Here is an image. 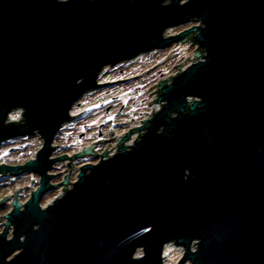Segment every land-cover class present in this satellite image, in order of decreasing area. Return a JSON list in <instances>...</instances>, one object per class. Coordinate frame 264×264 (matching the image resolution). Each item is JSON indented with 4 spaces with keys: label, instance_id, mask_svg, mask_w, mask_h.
Segmentation results:
<instances>
[{
    "label": "water",
    "instance_id": "obj_1",
    "mask_svg": "<svg viewBox=\"0 0 264 264\" xmlns=\"http://www.w3.org/2000/svg\"><path fill=\"white\" fill-rule=\"evenodd\" d=\"M187 43L194 61L157 82L162 109L51 185L69 159L52 144L105 71ZM35 134L36 159L0 167L40 177L13 196L0 264H167L171 244L177 264H264V0H0V146Z\"/></svg>",
    "mask_w": 264,
    "mask_h": 264
},
{
    "label": "flooded vegetation",
    "instance_id": "obj_2",
    "mask_svg": "<svg viewBox=\"0 0 264 264\" xmlns=\"http://www.w3.org/2000/svg\"><path fill=\"white\" fill-rule=\"evenodd\" d=\"M164 66L166 67L167 64ZM151 68H148L147 71ZM159 71L157 72V71L152 70L151 73L144 75V76L133 75V76H128V77H123L122 79H119L116 81L102 83V84H108V86L106 88L100 90V91L94 92L95 94L98 95L97 97L100 96L99 98H97V102L94 105L95 108L93 109V110L97 111L93 115L95 117L94 119L95 120L97 119L94 124L92 123L90 125L89 124L81 125L79 123L80 120L82 121V118H84V116H86L88 113H90L92 111L87 110V109L82 110L81 109V105H82L81 102H79L80 106H78L76 104L73 107L72 112H74V110L77 111L78 109H81L79 111L80 113H79V115H73L71 112L73 118L65 126L73 127L72 124L77 121L76 125L81 130H80V132H77V134H74V136H71V139L68 142H66L65 144H62V145L56 144L57 141L55 139L54 144H52L55 147V151H54L51 159L52 158L53 159L59 158L61 156H65V155L68 156L69 159L67 161L58 162L55 165H53L54 170L60 168L59 166H64V168H67L69 171L68 166H70L71 164H73L74 169H76V166H77L76 164H78L80 161L86 160V159L87 160L89 159V160L82 163L81 166L86 165V164H93L95 162V160H97L99 158L100 152L108 144L111 143L109 137L115 136L116 132L119 130H122L125 127V123H128L135 116V114L138 110V106H139L138 104L139 103H138V101L134 100V97L136 95L142 96L143 88L146 86V84L144 83L146 80L145 77H147V76L148 77H154L155 76V78H156L161 73V72L159 73ZM121 76H123V73L121 74ZM137 83H138V87L136 88L137 92H134V90H135L134 86ZM116 86H119V87H116ZM120 86H125V87L121 88ZM115 88H119V89H123V90L125 89L128 91L124 92L126 94H123V93L119 94V92L118 93L113 92L114 91L113 89H115ZM83 98H85V96ZM141 104H143V101ZM63 128H62V130H63ZM62 130H61V133H62ZM111 133H112V135H111ZM59 136H60V133L57 135V137H59ZM33 137H36L37 139H39L42 142L41 138L38 137L36 134ZM33 137L30 136L28 138H33ZM89 146H94L93 151L95 152V155L86 156L82 159H77L74 161L71 160V158L74 157L77 153L83 151L86 147H89ZM36 156H37V154H36ZM36 156L34 159H36ZM30 160H33V159H30ZM28 161L29 160H27L26 162H23V163L1 164L0 167L2 165L21 166L22 167ZM52 172H49V174H53ZM59 174H60V172L58 174L54 173V175H56V179L59 177ZM26 175L37 176L38 179L33 180L31 182L30 186H24V185L20 186L21 182H19V180H21L22 177H24ZM0 177L12 178L11 183H9V184L6 183L4 185L0 184V192H3L2 190H5V189L9 190V188H12V192L9 195H7V194L3 195V193H0V200H2L6 196L12 197V200H9L5 204V206L3 207V209H4L9 205L10 210L2 216V219H0V234H1L2 231H4L5 224L7 222V219L5 218V216L13 210L12 209L13 208L12 202H13V196H14L15 192L17 190H19L18 197H19L21 204L24 205L29 200V198L31 197L32 192L38 188L39 182H40V177L38 175H33V174H24V175H20L18 177H13V176L11 177V175H6V176L0 175ZM50 184L54 186V184H56V183H54V181H52ZM57 189L59 190L60 187H58ZM26 190H30V195H29L28 199L24 200V198H22V196ZM48 194H50V193H48ZM48 194H46V195H48ZM46 195H44V197ZM41 206H42V203H41ZM42 207H45V206H42ZM12 231L13 230L11 227V231H9L8 239H11V232Z\"/></svg>",
    "mask_w": 264,
    "mask_h": 264
},
{
    "label": "rangeland",
    "instance_id": "obj_3",
    "mask_svg": "<svg viewBox=\"0 0 264 264\" xmlns=\"http://www.w3.org/2000/svg\"><path fill=\"white\" fill-rule=\"evenodd\" d=\"M187 27H182V28H177V29H173V31H182L184 29H186ZM192 52V49H188V47L177 44V45H172V47L169 50H165V51H157V52H153L152 54H147V55H143L137 59H135L134 61L125 63L123 65L118 66L115 69H107L105 71V73L101 76V80H106L109 79L107 82H111V81H116L119 79H122L123 77H128V76H133V75H137V76H144L143 74L147 71L148 68L151 67H155L154 71H159V75L155 78L154 77H145V84L146 86L143 88V92H142V96H138L136 95L134 97L135 101H138V110L141 109L142 105V101L144 102L147 98V88L148 86H150L152 83H154L156 80L159 79V77H164L166 75H169L170 72H172V67L174 65L177 64H181L184 61L185 57H190V53ZM174 55V57H172ZM187 58V59H188ZM161 63V64H160ZM167 66L165 67L164 65ZM123 73V76H121V74ZM105 82V83H107ZM119 87V86H116ZM125 87V86H120ZM138 87V83L134 86V92H137L136 88ZM115 93L121 94H126L124 92H127L128 90H123V89H119V88H115L113 89ZM105 94V93H104ZM98 95L95 94L94 92L89 93L85 96V98H83L82 100H80L79 102L82 103L81 105V109L82 110H91L92 112L88 113L86 116H84V118H82V121L80 120V124H94L95 120L94 118V113H96V110H93L95 108V103L97 102V97ZM126 96V95H125ZM81 109H78L77 111L74 110V112H72V114L79 112ZM138 110L136 112V114L138 113ZM15 117H19V115H11V118H15ZM101 122V121H100ZM77 121L75 123L72 124L73 127H67L65 126L62 130V133L60 132V136L56 138V144H65L66 142H68L71 139V136H74V134H77V132H80L81 129H79V127H77ZM77 127V128H76ZM63 142V143H62ZM42 145V142L37 139L36 137L33 138H17V139H12L9 140L7 142H5L4 144H2L0 146V163L2 162H11V163H22L27 161L31 156L35 157L36 154L38 153L40 147ZM89 160V159H88ZM86 160H82L80 161L78 164H76V169H74L70 175V179H74L76 178V176L79 173V168L81 167L82 163L88 161ZM96 161V160H95ZM60 168L54 170L52 173L54 174H59V177L54 180L55 181H59L62 180L56 184H61L65 178V175L70 174V172L68 171L67 168H64V166H59ZM11 179L10 177L8 178H4V177H0V184L4 185V184H9L11 183ZM38 177L37 176H32V175H26L24 177H22L21 180H19L20 186L24 185L26 183V186H30L31 182L33 180H37ZM3 195L7 194H11L12 192V188H9V190H2ZM61 191L60 190H54L53 192H51L50 194L46 195L42 201V206L49 204L54 197L57 194H60ZM30 195V190H26L23 193L22 198H24V200L28 199ZM5 210L6 214L9 210H10V206L8 205L6 208H4L3 210L0 211V213L2 211ZM4 214L0 215V219H2V216ZM165 254H166V261L167 264H177L178 263V259L181 258L182 255V251L180 248L174 246V245H169L166 247L165 249Z\"/></svg>",
    "mask_w": 264,
    "mask_h": 264
},
{
    "label": "built area",
    "instance_id": "obj_4",
    "mask_svg": "<svg viewBox=\"0 0 264 264\" xmlns=\"http://www.w3.org/2000/svg\"><path fill=\"white\" fill-rule=\"evenodd\" d=\"M180 45H182V44H180ZM183 46L188 47V49H190V48L192 49V52L190 53L191 56L185 61V65H184V69H185L186 67H188L190 65V63L192 61H194V54H195V51H196L197 48L192 43L183 44ZM172 57H174V55ZM178 65H180V64L174 65L172 67V72L173 71H177V70H175V66H178ZM160 78H163V77H159L158 80H156L154 83H152L150 86H148L147 91H146L147 98H145L146 100L143 102V105H142L141 109L138 110V113L135 114V116L128 123H125V127L122 130L117 131L115 136L109 137L111 143L108 144L103 150H105L109 146H111L112 150H114V151L118 150L119 149V135H120V132H124L126 130H129L135 124L142 123V120H144L143 117L145 115L152 114L154 112V110L162 109L163 103H160L159 99H155V98L159 97L158 88H156V87H157V82L160 80ZM15 114L19 115V117H21L23 115V110L22 109H18L16 111H14L13 113H11L9 115V119L8 120H10L11 115H15ZM141 128L142 127H138L137 129H135V131H133L131 133V137L126 143L132 142L141 133V131H139ZM37 136L40 137L38 134H37ZM101 154L102 153H100L99 155H101ZM99 159L100 158H98L94 163L98 162ZM76 178H77V176H76ZM59 187H60L59 190L61 191V193H63L64 192V186L60 185ZM194 248L195 247H193V249ZM180 249H181L182 254H183V249L182 248H180ZM164 256L166 258L165 252H164Z\"/></svg>",
    "mask_w": 264,
    "mask_h": 264
}]
</instances>
